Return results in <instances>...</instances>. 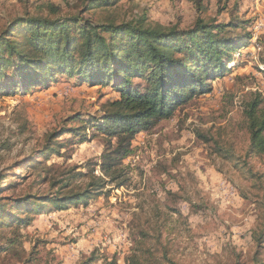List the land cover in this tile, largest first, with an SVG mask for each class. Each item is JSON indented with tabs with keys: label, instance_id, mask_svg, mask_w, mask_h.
Instances as JSON below:
<instances>
[{
	"label": "rangeland",
	"instance_id": "1",
	"mask_svg": "<svg viewBox=\"0 0 264 264\" xmlns=\"http://www.w3.org/2000/svg\"><path fill=\"white\" fill-rule=\"evenodd\" d=\"M51 5L59 8V16L77 13L72 0H0V31L25 13L48 16ZM203 5L206 10L198 14L193 0H120L117 7L86 13L95 23L119 24L145 17L149 26L187 30L198 15L227 22L233 10L245 22L237 33L248 34L250 43L242 55L232 54L240 65L210 81L209 93L190 99L170 119L135 136L132 152L122 163L125 175L107 184L98 196L65 210L48 206L46 213L36 215L13 211L20 218L32 219L27 227L17 229L22 236L15 249L20 259L1 253L0 264H25L29 256L32 261L28 264H79L92 253L103 261L124 264L138 234L153 233L158 226L178 264H252L256 246L251 237L257 222L250 181L222 158L217 147L243 155L248 134L239 104L252 92L260 93L264 100V72L255 69L257 49L252 47L264 33V0H203ZM246 52L250 55L243 56ZM55 79L45 89L0 96L2 197L13 200L28 192L46 191V185L31 190L28 186L44 177V168L51 165L50 173L57 179L73 167L77 169L71 175L92 170L95 176H102L99 164L106 138L90 127L84 131L86 142L65 146L59 156L27 159L42 146L44 134L67 116L76 112L99 116L101 105L118 97L110 86L80 84L77 78L64 75ZM4 142L9 149L2 148ZM263 163L257 158L250 161L259 171L264 170ZM87 179L73 184H85ZM120 180L127 181L119 187ZM159 213L168 220L156 217ZM18 232L7 227L0 234V243L16 238ZM260 257L264 260V251Z\"/></svg>",
	"mask_w": 264,
	"mask_h": 264
},
{
	"label": "trees",
	"instance_id": "2",
	"mask_svg": "<svg viewBox=\"0 0 264 264\" xmlns=\"http://www.w3.org/2000/svg\"><path fill=\"white\" fill-rule=\"evenodd\" d=\"M72 1L77 9L75 15L59 16V8L51 5L47 8L48 16L30 17L25 13L13 18L0 31V96L45 89L56 82V75L77 78L80 84L110 86L118 97L105 101L99 116H83L81 112L67 116L57 128L45 133L42 146L27 156L33 160L43 155L59 156L65 146L86 142L84 131L90 127L106 138L99 164L102 176H95L92 170L88 174L78 171L71 175L77 169L73 167L57 179L50 173L52 165L45 167V176L34 180L28 188L46 185V191L28 192L13 200L0 196V234L7 227L18 232L19 227L30 224L32 218H20L13 211L36 215L46 213L48 206L56 211L65 210L69 205H79L98 196L107 184L121 179L126 172L122 163L132 152L135 136L170 119L173 111L190 99L209 93L210 81L221 79L240 65L232 54L242 55L250 43L248 34L237 33L245 22L235 17L233 10L227 22L215 18L204 20L198 15L189 29L180 30L146 25L145 17L119 24L107 20L95 23L85 17L86 13L117 7L120 0ZM193 6L198 14L206 10L203 0H193ZM20 37L21 41L15 40ZM252 47L257 49L255 69L264 72L259 68H264V33ZM249 55L250 52L243 54ZM263 102L260 93L252 92L239 104L248 134L243 155L217 147L222 158L250 181L257 222L251 237L256 246L252 264H264L260 257L264 251V170H255L250 164L252 158L264 162ZM74 123L80 124L79 127L72 126ZM64 135L70 137L60 139ZM2 148L9 149V144L4 142ZM1 175L2 172L0 192L4 177ZM86 177L85 184H73ZM120 181L119 187L127 180ZM159 216L168 220L166 214H156ZM138 235L124 264H178L170 255V247L163 242L161 227L153 233L141 231ZM21 238L19 232L16 238H5L0 243V254L11 253L20 259L15 249L20 247ZM101 260V264H117L103 261L96 253L79 264ZM31 261L29 256L23 262Z\"/></svg>",
	"mask_w": 264,
	"mask_h": 264
}]
</instances>
